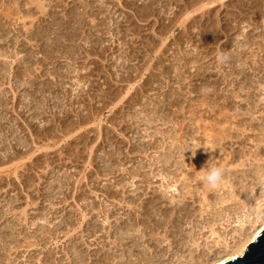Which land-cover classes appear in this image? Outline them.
<instances>
[{"label": "rangeland", "instance_id": "obj_1", "mask_svg": "<svg viewBox=\"0 0 264 264\" xmlns=\"http://www.w3.org/2000/svg\"><path fill=\"white\" fill-rule=\"evenodd\" d=\"M259 208L264 0H0V264H212Z\"/></svg>", "mask_w": 264, "mask_h": 264}, {"label": "bare ground", "instance_id": "obj_2", "mask_svg": "<svg viewBox=\"0 0 264 264\" xmlns=\"http://www.w3.org/2000/svg\"><path fill=\"white\" fill-rule=\"evenodd\" d=\"M258 209V208H257ZM264 209H260L259 208V212H257L256 215V221L254 223H257L258 220H260V224L258 226V228H255L254 231L250 233V231L245 228L246 226H244L245 222L244 221L242 224L240 223V232L242 231V234L240 233V236H244L243 239H241V242H238L239 244H237V246L230 252V254L224 256V258L217 260L215 262H213L212 264H222L225 263L226 261H230L236 257H240L241 255H243V253L246 251L247 246L256 239V237L264 230ZM263 215L260 217V215ZM249 231V232H247ZM248 233V234H247ZM245 234H247L245 236ZM230 251V250H229Z\"/></svg>", "mask_w": 264, "mask_h": 264}, {"label": "water", "instance_id": "obj_3", "mask_svg": "<svg viewBox=\"0 0 264 264\" xmlns=\"http://www.w3.org/2000/svg\"><path fill=\"white\" fill-rule=\"evenodd\" d=\"M222 264H264V230L247 246L243 255Z\"/></svg>", "mask_w": 264, "mask_h": 264}, {"label": "clouds", "instance_id": "obj_4", "mask_svg": "<svg viewBox=\"0 0 264 264\" xmlns=\"http://www.w3.org/2000/svg\"><path fill=\"white\" fill-rule=\"evenodd\" d=\"M228 55L226 53H221L219 59L221 62L228 60ZM193 157L195 153H192ZM226 178L225 169L218 165H211L203 168L202 180L211 188L218 187L221 185Z\"/></svg>", "mask_w": 264, "mask_h": 264}]
</instances>
